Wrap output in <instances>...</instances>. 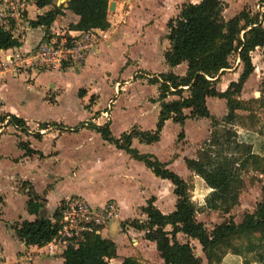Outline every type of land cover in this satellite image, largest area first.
Returning <instances> with one entry per match:
<instances>
[{"label":"crops","instance_id":"0c3cea01","mask_svg":"<svg viewBox=\"0 0 264 264\" xmlns=\"http://www.w3.org/2000/svg\"><path fill=\"white\" fill-rule=\"evenodd\" d=\"M200 1L108 0V4L114 2L115 7L114 11L108 14L109 27L103 32L105 38L98 42L92 54L80 66L81 68L73 69L77 75L83 73L90 77L89 85L77 87L76 93L78 97L82 98L84 110L88 112H83L84 119L73 118L75 119L73 123L72 119L68 120L67 118L64 121L32 119L19 113L17 109L7 107L3 102L1 89H5L7 85L5 83L7 73H11V77L17 78L19 71L0 69V264H63L62 254L52 255L44 252L47 243L26 246L15 234L16 225L24 221L33 222L36 219V216L27 212V193L30 189L38 196L39 202L44 205L43 209L46 210L47 218H51L48 213H54L66 198H81L93 208L114 207L116 214L113 221L118 222V226L113 233L114 240L111 241L116 244L117 257L110 260V264L112 261L120 264L124 258L129 257L119 253V242L123 248L124 239L130 235L143 236L144 239V232L142 231L125 225L124 228L128 230L126 233H122L120 228L126 222L133 221L149 200L152 199L153 205L164 215L175 210L176 197L169 181L154 175L151 177V171L142 162L132 159L124 151L118 150L112 144L102 140L100 134L90 126L101 127L108 124L112 134L113 116L114 112L117 113V110L112 109L113 105L117 104L121 94H124L125 96L120 98V101L123 103L121 108L125 110L124 106L128 107L130 104L129 90L135 85H140L141 87L156 88V95L150 99L149 105L156 114L154 129L149 131L155 130L160 111L159 84L151 85L148 80L160 74L168 73L183 77L187 72L185 63L174 68L165 63L164 55L170 47L167 23L176 18L184 6L195 5ZM220 1L225 6L222 13L225 20H229L245 10L250 16L258 15L259 23L264 27V13L262 14L259 10V8H264V0ZM55 5L60 6L59 4ZM32 6L35 15L31 19L28 17L29 22L35 21L38 16L43 15L51 8L39 9L34 4ZM61 6H63V15L56 18V24H59L60 28L65 29L66 32H73L71 26L79 21V17L67 10V0ZM27 27V35L30 38L25 43H20V50L22 51L33 46L43 33L42 29H44L43 27L33 28L30 25ZM250 56L254 71L243 84L242 90L237 96V99L243 102L260 97L264 98V51L262 48H256ZM231 58L232 56L229 59L230 68L219 76L216 85L218 92L226 91L229 85L236 83L243 73V64L238 55L233 58V64H231ZM156 67L160 69L157 70ZM65 70L67 69H64V72ZM102 80H106L113 88L115 98L112 101L109 100L111 108L107 106L104 111H99L95 108L100 92L98 84ZM52 88L57 89L54 85ZM259 89L261 92H257ZM84 90L85 93L81 97L78 93ZM187 96L188 92L185 88L182 98ZM92 97H95L94 101H92ZM87 99L92 103L85 105ZM179 99L178 96L168 95L165 101L171 102ZM51 103L57 104L58 100L53 99ZM206 107L210 115L218 121H221L228 113L226 101L223 99L207 98ZM189 113V110L184 111L187 116ZM235 115L237 116L235 122L233 125H228L227 128L233 129L238 143L251 146L252 154L264 157V105L252 112L237 110ZM11 117L19 119L22 124L13 123ZM104 118H108L109 122L104 124ZM170 123L173 122L171 120L165 122L157 143L146 145L140 144L137 139H133L132 147L140 154H145L148 148H154L161 142L164 129ZM133 127L147 131L142 130L141 125H133L123 133L128 132ZM179 128L180 131L177 138L174 139L173 149L168 159L162 163L166 164L170 171L181 167L182 172L176 174L188 183V178H200L186 168L185 159L196 158V152L209 141L213 129L211 120L194 118L186 119L183 126H179ZM5 131H7V138H3L6 136ZM181 132L183 134L182 139L178 137ZM67 133L79 135L78 139L62 146L61 138L66 137ZM63 156H68L71 159L66 161ZM48 160L55 162L54 168L51 170L46 164ZM65 164L69 166L68 179L62 176L66 173L65 168H63ZM255 173L264 177L258 172ZM145 180L154 183L153 186H148ZM200 181L202 184L197 182L205 193V200L211 189L201 179ZM262 185H264V181ZM162 189L165 190V193ZM204 200H200L198 203L201 207L204 205ZM194 203L196 204V202ZM141 216L144 219L145 215L142 212ZM241 222L242 220L236 224ZM108 233L109 226L104 236L101 235V237L107 238ZM178 236L186 239L184 235L179 234ZM189 241L192 244L197 243V241ZM132 242L138 243L135 240ZM144 243L155 248L154 243L145 239ZM199 253L203 255L201 248ZM199 257L204 264V260H206L204 255ZM205 262L208 264L207 261ZM158 264L164 263L160 259ZM220 264H243V259L226 255Z\"/></svg>","mask_w":264,"mask_h":264},{"label":"trees","instance_id":"16d2710c","mask_svg":"<svg viewBox=\"0 0 264 264\" xmlns=\"http://www.w3.org/2000/svg\"><path fill=\"white\" fill-rule=\"evenodd\" d=\"M26 1L39 9L51 7L30 22L33 28L43 27L48 31L56 18L63 15V6H56L55 0ZM224 7L220 0H201L198 4L184 6L179 15L167 23L170 47L164 55L165 63L171 68L185 63L187 72L183 77L168 73L148 80L151 85L159 84L160 111L155 130L141 131L133 127L116 139L108 124L90 126L100 134L102 140L142 162L155 177L172 184L176 197L172 213L162 214L151 199L141 208L145 221L123 224V227L127 225L144 232V239L155 244L164 264H203L189 242L178 241L179 234L197 241L208 264H220L226 255L241 257L243 264H264V201L257 203L253 212L244 214L241 223L236 224L229 218L209 232L196 219L198 208L192 201L189 185L155 156L140 154L132 147L133 139L140 144L157 143L168 120L179 126H183L188 118L211 120L213 131L209 141L196 152L195 159H185L186 168L211 189L202 210L230 214L239 205V195L244 188L242 173L251 169L264 175V157L252 154L251 146L238 143L233 130L227 128L237 118L235 111L252 112L264 105L263 97L248 102L237 99L243 84L254 71L251 53L256 48L264 51V27L259 23L258 15L250 16L245 10L225 20L222 15ZM67 10L79 17V21L71 26L72 31L107 30L109 27L108 0H70ZM15 47H20V43L0 30V50ZM233 55H238L243 64V73L226 91L218 92L216 85L219 76L230 68L229 59ZM185 88L188 96L182 98ZM168 95L180 99L166 102ZM80 96L83 97L82 93ZM210 97L226 101L228 113L221 121L212 117L206 107V99ZM185 110L190 111L188 116L184 114ZM11 119L13 123L22 124L15 117ZM182 136L181 132L178 137ZM27 196V212L36 219L16 225L15 234L26 246L43 245L59 229L60 207L54 211L51 219H40L39 213L44 205L31 189ZM116 257V244L95 233L85 234L76 246L68 245L62 253L63 264H110L109 261ZM120 264L139 262L127 257Z\"/></svg>","mask_w":264,"mask_h":264},{"label":"rangeland","instance_id":"374dc122","mask_svg":"<svg viewBox=\"0 0 264 264\" xmlns=\"http://www.w3.org/2000/svg\"><path fill=\"white\" fill-rule=\"evenodd\" d=\"M54 2L55 4L61 5L65 2V0H55ZM27 12L29 19L34 17L35 11L32 5L27 6ZM19 24H22L25 27L27 26V23L22 22V20L19 22ZM57 27H60V25L58 24ZM42 30L44 31V29ZM21 53H23L22 50H14L0 54V69H13V64L7 62L6 57L9 55L16 57ZM234 57L235 55H233L231 58V64H233ZM114 63H116V61H114ZM81 65H79L78 67L81 68ZM64 69H67L65 70V72L67 71L68 73H65ZM156 69L159 70L160 68L156 67ZM48 72L49 71L36 72L34 70H23L19 71L17 78H13L11 77V73H7L5 78V83H7V85L5 89H1V94L3 96V102L5 103V105L9 108L17 109V111H19V113H21L25 117H30L32 119H43L44 121H64L67 118L68 120L72 119V123L75 120L73 118L84 119L85 116L83 115V112L88 111L84 110V105H82L83 103L81 102L82 98L78 97L76 93L78 91L77 87H87L89 85V75L83 73H81V75H77L76 73H74L73 69H70L68 67L61 70H52L50 71V74ZM52 85L56 86L57 89L54 90L52 88ZM98 86L100 87V92L98 93L99 98L95 109L104 111L107 106L111 108V103L109 102V100H114V91L106 80H102V82L99 83ZM155 90L156 88H149V86L141 87L140 85H135V87L129 90L130 93L128 98H130V104L128 105V107L124 106L125 110L121 108L123 103H121L120 101V98L124 97L125 95L121 94V97L118 99V103H115V105H113L112 107L113 110H117V113L114 112V120L112 124V136L114 138H118L121 133L125 132L126 129L133 125H141L142 130L147 131L154 129L156 114L149 107V105L150 99L156 95ZM257 92H261V89H259ZM80 93H85V90L79 91L78 94ZM92 98V101H94L95 97ZM53 99L58 100V103L52 104L51 101ZM92 101L87 99L85 105L92 103ZM88 116L90 117V115ZM108 122V118H104V124ZM179 131L180 128L178 125L173 123L167 125L164 129V134L161 142L154 148H148L145 154H152L161 162L166 161L173 149L174 139L177 138ZM6 133L7 131L4 132L5 135ZM7 136L8 135L4 136L3 138H7ZM78 136L79 135L73 133H67L66 137L61 138V145L66 146L72 141H76L78 139ZM180 139H182V137ZM63 157L66 161H69L71 159L68 156ZM54 163V160H48L46 162L47 167L50 170L54 168ZM63 168H65L66 173L62 176L68 179V164H65ZM180 168L181 167H177L175 170H171L178 174L179 172H182ZM151 177H154L153 174H151ZM257 177H259L260 179H258ZM242 180L244 183V188L241 190L240 203L230 212V214L226 215L220 212H210L202 210L203 207L198 204L200 200H204L205 193L198 185V182H200V184H202V182L200 181V179L188 178L187 184L190 187V195L193 202H196L198 208L196 219L205 226L207 231L210 232L216 225L227 221L229 218L233 219L235 223L240 222L243 219L244 214L253 212L256 204L264 201V185H262L264 177H261L255 172L247 170L242 173ZM145 183L150 187L154 184L147 180H145ZM66 186L71 187L69 185ZM163 193H165V190H163ZM138 213L140 214H137L135 219L132 221L133 223L145 220V217L144 219L142 218L141 212L139 211ZM48 215L49 217H52L53 212L48 213ZM120 229L122 233H126V230H128L123 226ZM106 230L107 228L103 230V236ZM178 239L181 243L189 242L193 247L196 256L203 257V255L199 253V249L201 247L198 243L192 244L187 238L184 239L182 236H178ZM132 240L138 241V243H133ZM122 247L123 248H121V243L119 242V253H121V255H128L129 257L135 258L139 262V264H158L160 262L159 255L156 252L155 248L150 244L144 243L143 236H128L127 239H124ZM44 252L48 253L47 250H44ZM205 261L206 260H204V264H206ZM111 263L116 264L117 262L112 261Z\"/></svg>","mask_w":264,"mask_h":264},{"label":"built area","instance_id":"2783aa9c","mask_svg":"<svg viewBox=\"0 0 264 264\" xmlns=\"http://www.w3.org/2000/svg\"><path fill=\"white\" fill-rule=\"evenodd\" d=\"M32 4L26 0H0V30L10 34L12 39L21 44L30 38L27 35V26L30 25L27 6ZM259 10L264 13V8ZM21 20L27 23L26 27L19 24ZM103 32L104 30L98 29L66 32L57 27L55 21L48 31L44 29L33 46L16 57L7 56V61L13 64L14 71L45 72L67 67L76 69L92 54L98 42L105 38ZM14 50L19 51L20 47L0 50V54ZM59 207V229L45 246L52 255L62 254L68 245L76 246L85 234L95 233L101 236L116 214L112 206L93 208L81 198L75 197L64 199Z\"/></svg>","mask_w":264,"mask_h":264},{"label":"water","instance_id":"95a60500","mask_svg":"<svg viewBox=\"0 0 264 264\" xmlns=\"http://www.w3.org/2000/svg\"><path fill=\"white\" fill-rule=\"evenodd\" d=\"M70 0H67V3L69 2ZM114 7H115V4L114 2H111L108 4V11L109 12H113L114 11ZM46 217V210H41L40 213H39V218L40 219H44ZM118 226V222H111L109 224V233L107 234V239L109 240H114V235L113 233L115 232L116 228Z\"/></svg>","mask_w":264,"mask_h":264}]
</instances>
